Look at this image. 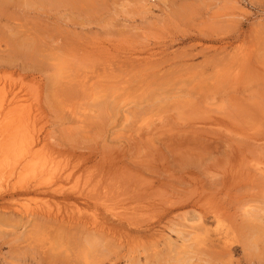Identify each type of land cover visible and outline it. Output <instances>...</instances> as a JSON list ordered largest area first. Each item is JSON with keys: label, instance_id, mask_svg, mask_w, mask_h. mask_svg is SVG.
Listing matches in <instances>:
<instances>
[{"label": "rangeland", "instance_id": "obj_1", "mask_svg": "<svg viewBox=\"0 0 264 264\" xmlns=\"http://www.w3.org/2000/svg\"><path fill=\"white\" fill-rule=\"evenodd\" d=\"M0 98V264H264V0H0Z\"/></svg>", "mask_w": 264, "mask_h": 264}, {"label": "bare ground", "instance_id": "obj_2", "mask_svg": "<svg viewBox=\"0 0 264 264\" xmlns=\"http://www.w3.org/2000/svg\"><path fill=\"white\" fill-rule=\"evenodd\" d=\"M16 92V91H15ZM5 98V97H4ZM1 99V98H0ZM6 99V98H5ZM2 103V102H1ZM8 103V102H7ZM2 107V106H1ZM30 109V108H29ZM2 117V116H1ZM16 117V116H15ZM2 119V118H1ZM22 119V118H21ZM3 120V119H2ZM23 121V120H22ZM16 122V120H15ZM17 123V122H16ZM4 124V122H3ZM22 125V124H21ZM20 125V127H21ZM6 126V125H5ZM2 127V126H1ZM4 127V126H3ZM2 127V128H3ZM11 127L13 128V125H11ZM16 127V126H14ZM1 128V130H2ZM22 128V127H21ZM10 129V128H9ZM14 129V128H13ZM19 129V128H18ZM28 129H26L27 131ZM37 130V129H36ZM8 131V130H7ZM5 132V131H4ZM16 132V131H15ZM18 132V131H17ZM11 133V132H10ZM27 133V132H25ZM30 133V132H29ZM5 134V133H4ZM2 135L0 134V189H2L1 187L6 183H9V181H12L10 179L18 177L16 174L18 173V175H21V173H23L22 177H18V178H22L23 180L26 178H28L27 176L29 175L30 172H32L33 175L29 177V180L26 179V182L23 180H19L16 179L18 182H16L17 184L12 182L10 183V187L11 190L15 189V190H19L20 192H24V193H30V192H36L38 189V187L42 186V182L41 179H38L39 177H42L43 174L46 175V171L48 168H46V164L41 160V158L38 157V155L35 153H32V151H28V149L26 150L25 145L23 144L24 138H22L24 135H22V137H20L21 132L17 133V134H11L9 135L8 132L6 135ZM29 136V134H27ZM32 136H29L30 140H31ZM10 140V141H9ZM27 140V139H26ZM38 140V139H37ZM46 145V144H45ZM39 148V147H38ZM41 148V147H40ZM56 154V153H54ZM42 156V155H41ZM47 158V157H46ZM58 158V157H57ZM41 160V161H40ZM54 160V159H53ZM54 163V162H53ZM49 164V163H48ZM54 166V165H53ZM50 168V167H49ZM54 168V167H53ZM50 170V169H49ZM52 170V169H51ZM28 171V173H27ZM27 175H25L24 174ZM47 172H51V171H47ZM54 174V173H53ZM43 175V176H45ZM16 176V177H14ZM48 176V174H47ZM56 176V175H55ZM59 176V175H58ZM44 178V177H43ZM54 179V178H53ZM54 181V180H53ZM52 181V183H53ZM15 182V181H14ZM5 183V184H4ZM3 184V185H2ZM49 184V182H48ZM2 185V186H1ZM46 185V184H45ZM44 185V186H45ZM7 186V185H6ZM47 186V185H46ZM5 188V187H3ZM13 190V191H15ZM12 191V192H13ZM50 191V190H49ZM52 191V190H51ZM38 192V191H37ZM52 193V192H51ZM55 193V192H54ZM111 193V192H110ZM73 194V193H72ZM113 197V196H112ZM92 199V198H90ZM98 199V198H97ZM102 199V198H101ZM112 199V198H111ZM113 200V199H112ZM64 202V201H63ZM96 202V201H95ZM94 202V203H95ZM102 202V201H101ZM69 203V202H67ZM74 203V202H73ZM104 203V202H103ZM97 204V203H96ZM68 205V204H67ZM99 205V204H98ZM114 205V204H113ZM107 206V205H106ZM105 206V207H106ZM73 207V206H72ZM75 208V207H74ZM45 209V207H44ZM58 209V208H57ZM97 209V208H96ZM27 210V209H26ZM29 210V209H28ZM46 210V209H45ZM75 210V209H74ZM106 210V209H105ZM40 211V210H39ZM49 211V210H48ZM31 212V211H30ZM43 212V210H42ZM65 212V211H64ZM78 212H80L78 210ZM77 212V213H78ZM41 213V212H40ZM93 213V212H92ZM37 214V213H36ZM44 214V213H43ZM53 214V213H52ZM65 214V213H64ZM91 214V213H90ZM45 216V215H44ZM43 216V217H44ZM46 216H48V213L46 214ZM45 216V217H46ZM50 216V214H49ZM67 216V215H66ZM51 218V217H50ZM57 218V217H55ZM78 218V217H77ZM201 218V217H200ZM196 219V218H195ZM57 220V219H56ZM58 221V220H57ZM193 220H191L192 222ZM197 221V220H196ZM200 222V221H199ZM92 223V222H91ZM202 226H200L201 228ZM203 229V228H201Z\"/></svg>", "mask_w": 264, "mask_h": 264}]
</instances>
